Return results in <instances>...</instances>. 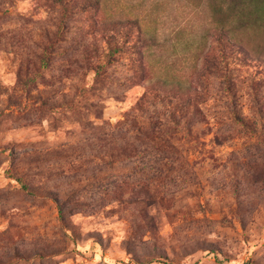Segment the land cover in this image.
<instances>
[{
    "label": "rangeland",
    "instance_id": "obj_1",
    "mask_svg": "<svg viewBox=\"0 0 264 264\" xmlns=\"http://www.w3.org/2000/svg\"><path fill=\"white\" fill-rule=\"evenodd\" d=\"M250 262L264 0H0V264Z\"/></svg>",
    "mask_w": 264,
    "mask_h": 264
},
{
    "label": "trees",
    "instance_id": "obj_2",
    "mask_svg": "<svg viewBox=\"0 0 264 264\" xmlns=\"http://www.w3.org/2000/svg\"><path fill=\"white\" fill-rule=\"evenodd\" d=\"M242 123H243V122H242ZM23 186L26 187L24 184H23ZM248 264H258V263H256V262H250V263H248Z\"/></svg>",
    "mask_w": 264,
    "mask_h": 264
}]
</instances>
